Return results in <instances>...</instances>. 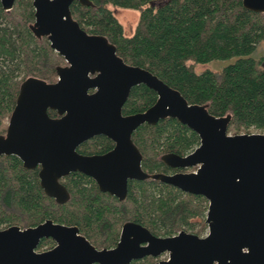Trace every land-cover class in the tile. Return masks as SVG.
Returning <instances> with one entry per match:
<instances>
[{
    "label": "water",
    "instance_id": "1",
    "mask_svg": "<svg viewBox=\"0 0 264 264\" xmlns=\"http://www.w3.org/2000/svg\"><path fill=\"white\" fill-rule=\"evenodd\" d=\"M16 0H1L11 9ZM75 0H33L37 37L47 36L67 63L58 78L29 76L22 81L0 155L15 154L28 168L40 164L45 192L65 202L70 197L61 178L72 171L92 176L103 191L125 199L130 179H158L209 200L207 234L181 229L157 235L128 220L114 247L98 248L76 224L48 218L28 227L0 228V264H128L147 255L169 253L157 264H264V132L229 131L232 114L216 115L208 104L190 102L178 88L150 69L130 63L105 34L88 32L73 15ZM84 5L92 0H78ZM264 12V0H243ZM144 83L158 96L147 109L124 113L132 87ZM50 110L58 116L52 117ZM175 117L195 130L200 143L190 152H165L166 164L188 171L148 172L133 139L143 123ZM97 134L115 141L112 150L85 154L79 145ZM56 245L39 251L42 238Z\"/></svg>",
    "mask_w": 264,
    "mask_h": 264
},
{
    "label": "trees",
    "instance_id": "2",
    "mask_svg": "<svg viewBox=\"0 0 264 264\" xmlns=\"http://www.w3.org/2000/svg\"><path fill=\"white\" fill-rule=\"evenodd\" d=\"M92 2L84 5L75 0L74 17L88 32L107 35L126 61L150 69L190 102L208 104L216 115L231 113L230 132H264V55L256 56L264 43V12L246 8L243 0ZM111 5L140 10L132 34L126 33ZM34 19L33 0H16L11 9H5L0 0V134L6 133L22 81L29 76L55 81L57 66L67 63L47 36L33 33ZM227 58L235 59L218 70L198 71L195 66ZM157 96L146 84H137L123 111L145 110ZM93 138L97 147L110 144L104 134ZM133 139L148 172L167 170L161 158L165 152L186 154L200 143L199 134L175 117L141 124ZM39 171L40 167H26L15 154L0 155V225L28 226L52 218L77 224L98 247L116 244L128 220L146 225L157 235L181 229L201 235L207 226L205 196L158 179L130 180L127 197L119 199L100 190L89 175L72 172L61 180L70 197L59 202L45 192ZM197 224L202 227L197 229ZM47 240L43 238L39 246Z\"/></svg>",
    "mask_w": 264,
    "mask_h": 264
},
{
    "label": "flooded vegetation",
    "instance_id": "3",
    "mask_svg": "<svg viewBox=\"0 0 264 264\" xmlns=\"http://www.w3.org/2000/svg\"><path fill=\"white\" fill-rule=\"evenodd\" d=\"M66 64V63H65ZM124 107V106H123ZM52 110H50V115L52 116V117H57L58 116V114H57V112H56V110H54V112H51ZM124 112V111H123ZM126 114H128V113H126ZM10 119V118H9ZM98 135V134H97ZM96 136V135H95ZM94 137V136H93ZM93 137H91V138H93ZM108 137V136H107ZM88 139V140H86V141H84V142H82L80 145H79V147H78V150H79V148L81 149V150H79L80 152H82V153H85V154H101V153H106V152H108V151H110V150H112L113 148H114V146H115V141L112 139V138H110V137H108V139L110 140V144L109 143H107V144H104L103 146H96L94 143H95V138H93V139ZM105 145H107V146H105ZM188 153V152H187ZM169 166V165H168ZM37 167H41L40 166V164L39 165H37ZM196 167H191V168H178V167H172V166H169L168 168H167V170L166 171H164V172H168V173H173V172H176V171H180V170H183V171H188V170H193V169H195ZM72 172H81V171H72ZM71 172V173H72ZM83 173V172H82ZM85 174V173H84ZM88 175V174H87ZM40 176V175H39ZM65 177V176H64ZM89 177H91V178H93L92 176H90L89 175ZM63 178V177H62ZM62 178H61V180H62ZM94 179V178H93ZM41 180V179H40ZM130 180H132V179H130ZM130 180H129V182H130ZM94 181L96 182V180L94 179ZM97 183V182H96ZM97 185H98V183H97ZM98 187H99V185H98ZM100 188V187H99ZM101 190V189H100ZM103 191V190H102ZM105 192H107V191H105ZM128 192H129V190H128ZM109 193V192H108ZM111 194V193H110ZM112 195H114V194H112ZM114 196H116V195H114ZM116 197H118V196H116ZM119 198V197H118ZM120 199V198H119ZM48 219V218H47ZM45 221V220H44ZM43 222V221H42ZM57 222V221H56ZM11 225H13V224H11ZM19 225V224H18ZM36 225V224H35ZM77 225V224H76ZM8 226H10V225H7V226H3V224L2 225H0V228H5V227H8ZM21 226V225H20ZM28 226H31V225H28ZM28 226H22V227H28ZM80 228V227H79ZM121 230H122V228H121ZM80 232L81 233H83L82 231H81V229H80ZM84 234V233H83ZM84 235H86V234H84ZM120 235H121V233H120ZM87 236V235H86ZM88 237V236H87ZM44 238H48V240L46 241L47 243L43 246V247H40V246H38L37 247V250H39V251H42V250H47V249H49V248H52L53 246H55L56 245V241L52 238V237H44ZM43 239V238H42ZM41 239V240H42ZM90 239V238H89ZM119 239H120V236H119ZM119 239H118V241H119ZM91 242H92V240H90ZM118 241L116 242V244H114V245H112V246H103V247H114V246H116L117 245V243H118ZM41 242V241H40ZM92 243H94V242H92ZM95 244V243H94ZM39 245H40V243H39ZM96 245V244H95ZM97 246V245H96ZM98 247V246H97ZM103 247H98V248H103ZM167 258H169V253L168 252H164V253H162L161 255H159V256H153V255H147V256H144V257H142V258H138V259H133L130 263H128V264H131L133 261H135V262H137V263H143V264H157V262L160 260V259H167ZM95 264H98V263H95Z\"/></svg>",
    "mask_w": 264,
    "mask_h": 264
},
{
    "label": "rangeland",
    "instance_id": "4",
    "mask_svg": "<svg viewBox=\"0 0 264 264\" xmlns=\"http://www.w3.org/2000/svg\"><path fill=\"white\" fill-rule=\"evenodd\" d=\"M111 7L114 8L116 15L118 16L120 21L123 23L126 33L132 34L135 31L136 26L138 24L139 17H140V10L136 8L121 7V6H114V5H111ZM263 55H264V43H262L259 46L256 52V56H263ZM234 59L235 58L214 59V60H211L205 63H196L195 66L198 71H202L207 68L218 70V69L223 68V66H225L226 64L232 62ZM208 206H209V200H208ZM199 227L201 228L202 226H200V224H197L196 228L198 229ZM208 230H209V227L207 224L204 231H202L201 235L207 234Z\"/></svg>",
    "mask_w": 264,
    "mask_h": 264
}]
</instances>
